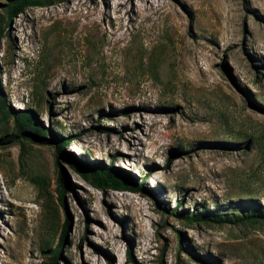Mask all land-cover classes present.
Returning a JSON list of instances; mask_svg holds the SVG:
<instances>
[{"label":"rangeland","instance_id":"obj_1","mask_svg":"<svg viewBox=\"0 0 264 264\" xmlns=\"http://www.w3.org/2000/svg\"><path fill=\"white\" fill-rule=\"evenodd\" d=\"M0 101L145 191L103 192L0 112V264H264V0H67L8 22ZM48 139H51L47 136ZM205 211L214 218L178 216Z\"/></svg>","mask_w":264,"mask_h":264},{"label":"trees","instance_id":"obj_2","mask_svg":"<svg viewBox=\"0 0 264 264\" xmlns=\"http://www.w3.org/2000/svg\"><path fill=\"white\" fill-rule=\"evenodd\" d=\"M67 0H8L6 6V15L8 22L18 17L23 11L34 5H53L56 2H63ZM3 112L5 116H12L16 119V124L19 129V132L25 135L26 138L36 142L37 144H48L54 143L57 150V165L59 169V187H60V200L64 203V196L67 190L71 189L70 181L62 168V162H67L71 164L72 168L79 174L86 177L92 186L103 192L108 190H132L134 192H144L145 184L144 180L142 183H138L135 176L121 167L114 166V160L110 163V166L104 164H91L88 161L77 157L72 153H66L65 148L69 143L75 140V137L68 138H59L52 130L45 129L41 130V126L38 125V121L35 119L32 111H22L15 112L13 109L5 110V105L0 101V112ZM43 129V128H42ZM49 136L51 139H48ZM134 176V177H133ZM181 219H186L189 222L195 220H214L218 222H241L245 219L247 221H258L260 219L264 220V213H253L247 215L245 219L236 218L233 219L229 216L222 218H214L212 215L206 213L205 211L199 213H193L187 216L179 215ZM243 219V220H242ZM71 221L68 219L64 225L63 233L61 240L58 246L51 251L49 264H58V261L61 259L62 249L66 243L67 233L70 229Z\"/></svg>","mask_w":264,"mask_h":264}]
</instances>
